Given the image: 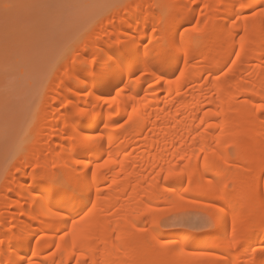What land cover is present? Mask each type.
I'll use <instances>...</instances> for the list:
<instances>
[{"label":"bare ground","instance_id":"1","mask_svg":"<svg viewBox=\"0 0 264 264\" xmlns=\"http://www.w3.org/2000/svg\"><path fill=\"white\" fill-rule=\"evenodd\" d=\"M137 1L49 82L52 117L3 178L0 264H249L264 247V0ZM120 46L127 69L96 90L84 69ZM197 186L218 225L162 227L159 203ZM234 217L243 247L227 244Z\"/></svg>","mask_w":264,"mask_h":264},{"label":"rangeland","instance_id":"2","mask_svg":"<svg viewBox=\"0 0 264 264\" xmlns=\"http://www.w3.org/2000/svg\"><path fill=\"white\" fill-rule=\"evenodd\" d=\"M137 2V0H0L1 197L6 195L8 188L12 186V181L4 180L5 176L8 172L14 173L20 156L34 141L37 132L42 130L41 119L47 123L52 117L50 108L55 104L51 99L53 93L49 82L55 80L63 65L71 61L72 55L78 52V47L87 42L94 29L112 28L109 26L110 23L109 25L106 23L108 20L117 19L116 12L112 11L119 10L122 12L120 15H124L123 7L129 4L131 6L129 5L128 9L135 7ZM159 3L155 4V9L161 6L162 2ZM45 103L46 107H42ZM43 131L48 134L52 132ZM231 147L230 154L233 153ZM239 153L242 157L245 154L244 149ZM237 164L241 165L239 162ZM195 189L192 194L189 193L176 202L159 203L162 227L193 233L211 230L203 227L208 214L205 205L202 204L205 197L201 196L202 188L197 186ZM7 196V203H11V199L15 198L11 194ZM146 249L143 252L146 253ZM143 255L144 253H141L139 257L146 258ZM151 262L162 264L156 260L155 262L149 260L148 264Z\"/></svg>","mask_w":264,"mask_h":264},{"label":"snow or ice","instance_id":"3","mask_svg":"<svg viewBox=\"0 0 264 264\" xmlns=\"http://www.w3.org/2000/svg\"><path fill=\"white\" fill-rule=\"evenodd\" d=\"M241 7H245V5H241ZM264 11V10H262ZM256 13H253L255 15ZM131 56V52L126 49L125 46H120L116 49V51H113L110 56H107L106 58L102 57L103 63L101 64L99 61H97L96 57H92V62L97 65V68H86L85 71H88L91 73V76H86L85 80L91 79L94 82L96 90L102 91L103 89L107 88L110 83V78H114L116 75L122 74L128 67L129 64V58ZM75 63V60H74ZM83 65H87L89 61H81L80 62ZM102 98V97H101ZM63 106V105H62ZM76 107V116L80 117H89L92 115L91 110L87 108H80L78 106ZM261 107H264V105H261ZM81 142H87L91 140V137L81 136L79 137ZM105 164L108 163L106 160L104 162ZM35 167V166H34ZM97 167H102V165H97ZM172 173H169V176H171ZM55 191V189H53ZM223 199V196L221 197ZM214 207V206H212ZM222 210L217 209L215 211V214L208 215L204 219L203 227L207 229L215 228L218 223L220 222V212ZM73 225L76 224V221L72 222ZM260 227L264 228V220H261ZM40 239H43V237L36 238L37 243L40 242ZM63 239V237H61ZM23 240V238H21ZM247 235L243 228L238 229L237 228V219L233 218V224H232V235L231 238L227 241V244L231 248H235L237 245L243 247L246 243ZM0 243H4V241L0 240ZM167 243H172L171 241ZM252 256L249 259V264H264V247H261L259 249L253 248L251 250ZM257 252L260 253V259L256 260L254 259L256 257ZM196 255H209V253H196ZM19 264H24L23 260L19 261ZM27 264H33L32 260H28ZM221 264H230V262L227 259H222Z\"/></svg>","mask_w":264,"mask_h":264}]
</instances>
